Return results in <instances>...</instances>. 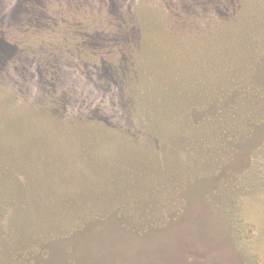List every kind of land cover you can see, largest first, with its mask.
Segmentation results:
<instances>
[{
  "label": "rangeland",
  "instance_id": "obj_1",
  "mask_svg": "<svg viewBox=\"0 0 264 264\" xmlns=\"http://www.w3.org/2000/svg\"><path fill=\"white\" fill-rule=\"evenodd\" d=\"M24 1L0 0V189L23 204L0 208V264H264V40L243 34L264 0H29L32 19ZM153 16L190 89L123 28ZM188 90L207 144L158 121Z\"/></svg>",
  "mask_w": 264,
  "mask_h": 264
},
{
  "label": "trees",
  "instance_id": "obj_2",
  "mask_svg": "<svg viewBox=\"0 0 264 264\" xmlns=\"http://www.w3.org/2000/svg\"><path fill=\"white\" fill-rule=\"evenodd\" d=\"M183 1H185V0H183ZM24 4H25L24 6L26 8V11H25L26 15H28L27 17L32 19V17L37 18L39 16L40 11L37 10L35 4L29 2V0L24 1ZM32 4L34 5V7L36 9L31 8ZM29 8H31V9H29ZM91 20H92V18L88 22H91ZM147 21H148V25L152 26L151 27L152 29L149 33H146L147 31L144 32V22H142V24H143L142 30H141L140 26L138 27V25H137V27H136L135 23H129L128 25L123 27V28H125L126 33H129L130 31H132L133 28H136L137 32L140 33L139 36H140V38H142V39H140V41L143 42V44L141 45L142 46L141 51H143V55H144V64H143L144 69L147 70V72L154 74V76L160 74L161 70H164L165 72H168L170 75L173 74V76H175V77L182 78L184 80L183 83H184L185 88L190 89L191 86L194 85L192 82L193 81L198 82V79L196 78V81L194 80V78L191 80L189 73L186 74L185 71L182 72V74H181L180 63L179 64L174 63L176 65H169V66H162L161 65V63L163 62L162 60H164V56H166V50L164 49V47H162L161 40L167 39L166 37L169 34H173V26L167 25V28L164 29V27L160 26L159 23L156 21L155 16H153V18L147 19ZM259 22H260L259 24H261V23L264 24L263 21H259ZM131 25H132V27H131ZM252 27H254V24L252 25ZM250 31L251 32H248V33L244 32L243 33V34L247 35V37H245V38H251L248 34H252V35H255L254 38L256 40H254V41L256 43L258 42V40L261 42L264 40L263 35L259 36L260 34H262V32H264L263 25L260 26V28L254 27ZM256 35H257V37H256ZM144 38H148V39H145L146 41H144ZM92 39L93 38H91V41H92ZM233 39H234V41H236L235 43H239V42H237V41H239V38H233ZM95 40L98 42L102 41L101 37L97 38V39H93V41H95ZM244 41L246 43H248V46H244V50L247 49V47L251 48L252 46L255 45L253 40L246 39ZM235 43H234L235 48L239 47V48H237V50H241L242 47L239 44L237 45ZM249 43H251L252 46H250ZM144 45H145V52H144ZM181 49L182 48H180V51H181ZM250 51H249V53H251ZM167 52L171 55L175 54V55H173L175 57L180 55V52L177 54L175 52V49H173V48L171 51L168 50ZM252 55L253 54L249 55L248 57L252 58ZM153 59H155L157 61H161L159 63V66H158V64H156V65L152 64L151 65V62ZM175 67H177V68H175ZM180 74H181V76H180ZM251 75H248V76H251ZM251 79L254 80V78H252V77H251ZM144 85L147 86L145 81H144V84L142 83V87H144ZM254 85H251V87L253 88ZM139 86H141V84ZM142 87L137 88V95L144 96V99H147L148 95L144 94V88H142ZM148 88H150V87H148ZM229 89H230L229 87L228 88H225V87L222 88L221 95L219 97L220 100H223L226 97H229V93L231 94ZM257 89L259 90V88H257ZM152 91L154 92V89H152ZM246 92H250V87L247 88ZM250 94H252V93L250 92ZM152 97H153V94H150L149 98H152ZM187 97L190 100V103H188V106L186 107L185 112L183 114L178 115L176 112H178L179 110L177 109V107H172L173 105H171L170 109L168 106H166L167 108L164 110L163 114L157 116L158 121L160 122V124H165V123L168 124L169 123V126L172 127V130L178 129L175 131L177 133V135H181V137H183V139H185V140L187 139V141L198 142L200 144H202V143L207 144L208 137L206 134H204V131H205L204 127L205 126L202 127L200 119H202L204 116L207 117L208 113H207V111H200L201 113H203V116H202V118L198 117L196 115V112H197L199 105L194 102L195 100L193 98V92H190V90H188ZM160 101H163V98L159 96L157 102H160ZM170 111L172 113H170ZM218 113H219V111H218ZM220 113H221V111H220ZM209 117H211V116H208V119H211ZM218 118L221 122L223 132L232 128L229 121H224L222 117H218ZM213 120L217 123V121L214 118H213ZM241 121L243 123V126L238 125V124L236 125L237 128L240 129L239 130L240 133H255L256 132V129H255L256 126L254 127V125H255L254 123H257V122H253V124H250V121L243 119V115H242ZM94 123L96 124V127H97L95 129V133H114L115 132L113 130V128L108 123L101 122L100 119L96 120V122H94ZM218 125H220L219 122H218ZM158 129L156 130L157 133H163L160 128H158ZM221 130H219V132H221ZM163 139H164V134H161V136L159 137V139L157 141L160 142V141H163ZM158 146H163V142L160 143ZM3 189L4 188L0 189V208H2L3 211H5V212L8 210V208L10 206L11 207H19L20 209H23V206H21L23 204L21 203L19 198L16 197V195L13 193V191H10V190L6 191L5 189L4 190ZM20 221H21L20 223L23 224V219ZM55 225H61V223L56 221Z\"/></svg>",
  "mask_w": 264,
  "mask_h": 264
}]
</instances>
